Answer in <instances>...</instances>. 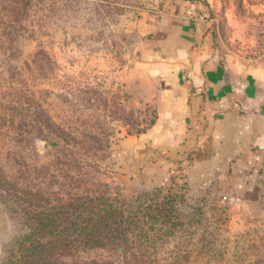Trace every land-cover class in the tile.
Wrapping results in <instances>:
<instances>
[{
  "label": "rangeland",
  "instance_id": "rangeland-1",
  "mask_svg": "<svg viewBox=\"0 0 264 264\" xmlns=\"http://www.w3.org/2000/svg\"><path fill=\"white\" fill-rule=\"evenodd\" d=\"M214 6L219 10L222 37L226 40L233 30V43L239 46L249 41L251 47L242 51L254 64L264 65V0H216ZM43 7L35 27L38 39L21 38L16 45L19 57L10 63L21 70L26 82H17L16 86L27 89L35 106L39 105L55 124L84 128L99 141L102 150L96 151L94 159H80L82 169L73 170L70 176L80 174L82 188L92 179L98 190H108L125 203L155 197L178 201L181 212L190 215L184 221H201L200 225L187 226L189 243L214 235L226 262L239 256L249 260V253L253 260L257 255L264 256V201L235 206L222 202L219 193L195 192L178 172L169 174L163 152L144 154L150 141L141 143V137L153 129L159 112L155 88L146 78L144 65L151 47L147 32L149 24L161 17L162 3L46 0ZM36 51L40 54L32 65L28 57ZM5 58L0 54V61ZM8 77L5 67H0V100L10 92ZM7 101V97L2 98L0 105ZM30 141L25 145L7 140L0 146V164L7 174L26 173L27 178L40 182L50 168L49 173L58 174L55 181L62 180L65 168L61 173L52 168L56 160L48 141ZM0 231V264H7L13 241L27 228L22 217L11 213L2 202ZM173 246L174 242L170 249ZM93 261L120 264L113 256L92 253L82 254L76 261L66 259L62 264Z\"/></svg>",
  "mask_w": 264,
  "mask_h": 264
},
{
  "label": "trees",
  "instance_id": "trees-1",
  "mask_svg": "<svg viewBox=\"0 0 264 264\" xmlns=\"http://www.w3.org/2000/svg\"><path fill=\"white\" fill-rule=\"evenodd\" d=\"M45 2L0 0V54L6 56L0 67H5L11 85L10 92L2 96L8 101L0 105V146H5L7 140L25 145L35 139L48 141L56 160L52 168L59 173L65 168L62 180L55 181L58 174L49 173L47 168L46 179L37 182L27 178L26 173L9 176L0 164V202L21 216L27 228L13 241L7 264H62L86 253L113 256L120 264H264V256L257 255L253 260L250 253L246 254L249 260L239 256L226 262L214 235L189 243L191 240L185 237L187 226L200 225L201 221H184L190 215H184L179 202L172 198L125 203L108 190H98L99 185L92 179L82 188L80 174L70 176L73 170L82 169L80 159H94L96 151L102 150L99 141L84 128L55 124L39 105L35 106L27 89L16 86L17 82H26L21 70L10 63L19 57L16 45L21 38L38 39L35 27ZM39 54H29L32 65Z\"/></svg>",
  "mask_w": 264,
  "mask_h": 264
},
{
  "label": "crops",
  "instance_id": "crops-1",
  "mask_svg": "<svg viewBox=\"0 0 264 264\" xmlns=\"http://www.w3.org/2000/svg\"><path fill=\"white\" fill-rule=\"evenodd\" d=\"M157 1L144 65L159 112L141 137L150 141L144 154L163 152L169 174L195 192L235 206L263 202L264 65L242 51L249 41L233 43V30L222 37L216 0Z\"/></svg>",
  "mask_w": 264,
  "mask_h": 264
}]
</instances>
